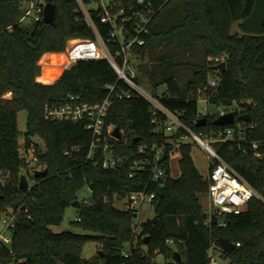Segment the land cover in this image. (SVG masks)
<instances>
[{"label": "trees", "instance_id": "16d2710c", "mask_svg": "<svg viewBox=\"0 0 264 264\" xmlns=\"http://www.w3.org/2000/svg\"><path fill=\"white\" fill-rule=\"evenodd\" d=\"M118 1L115 10L123 8L126 17L154 10L149 31L143 34L145 44L136 52L140 56L136 80H148L187 126L213 139L221 157L260 197L252 198L238 214L206 211L201 198L208 195L209 182L196 167L192 143L176 146L183 131L166 133L162 116L152 122L150 103L139 95L114 97L107 116L106 123L123 132L122 139L111 138L116 143L114 155L123 161L116 168L104 167L100 151L95 164L88 158L93 134L86 122L50 120L46 107L65 102L70 94L99 101L109 94V85L124 89L128 85L103 58L77 60L55 81H40L38 67L44 53L64 51L69 38H91L94 31L77 11L75 0H46L57 6L56 20L32 18L31 26L22 20V0H0V220L4 212L21 208L11 245L0 246V264H157L161 257L164 264H209L208 250L219 245L220 236L240 243L224 253L231 258L229 264H264V30L233 31L234 24L251 13L255 0ZM99 13L92 9L100 32L109 40L112 25L103 23ZM134 22V18L127 21L125 28L132 30ZM240 27L243 30L241 23ZM109 44L113 50L118 47ZM221 54L227 56L222 72L213 60ZM211 75L220 79L216 88L209 85ZM9 90L13 95L4 98ZM201 92L210 96L208 103L235 104L237 115L240 109L251 119L214 123L220 113L199 114ZM21 111L26 114L25 130L19 127ZM203 117L206 124L198 125ZM229 128L232 137H227ZM22 137L48 169L46 176L34 174L28 187L20 186L26 172L20 156ZM153 144L163 148L160 164L165 174L157 182L151 179ZM140 145L147 147L140 151ZM174 151L181 153L178 177L171 174ZM135 161L144 167L137 168ZM86 186L92 196L81 201L77 208L81 220L73 223L91 233L55 231L52 226L64 221L66 210ZM144 188L157 194L156 214L135 230V213L114 202ZM90 240L103 244L102 256H83ZM176 249L181 261L174 256Z\"/></svg>", "mask_w": 264, "mask_h": 264}, {"label": "built area", "instance_id": "2783aa9c", "mask_svg": "<svg viewBox=\"0 0 264 264\" xmlns=\"http://www.w3.org/2000/svg\"><path fill=\"white\" fill-rule=\"evenodd\" d=\"M144 1L139 0L140 3ZM75 2L77 11L82 13L84 19L93 29L95 36L91 38H76L65 51L63 58L64 65L69 66L80 59H107L115 69L119 78L128 85V88L124 89L115 84L109 85V94L104 99L95 102L84 100L77 94H70L68 99L61 104L47 105L45 112L46 118L53 121H85V127L93 134L88 158L94 161L95 164L99 163V159H96V154L101 151L104 155L102 165L104 167L116 168L123 161V158L116 157L113 152L116 143L112 142L111 138H118L113 135L115 126L106 123L109 109L114 97L142 96L150 103L152 122H159V118L162 116L165 125L164 131L166 133L173 135L179 131H183L180 139L175 143L176 146L181 142L195 143L207 153L209 173L205 177L209 182L208 196L212 207L215 209L212 213L238 214L243 211L252 198L260 197L258 190L221 157L213 147V139L206 136L203 132H197L187 126L177 112L163 103L161 100L162 91H148L136 80L137 69L135 55L138 47L145 44L143 34L149 31V24L152 21L154 10L148 8L126 17L123 15V8L119 9L118 13L115 10L119 4L118 0H91L90 2L75 0ZM45 4L46 0H22V5L25 8V14L22 20L27 17H31L34 20L41 19L44 15ZM92 9L99 10L100 19L103 23H111L112 29L109 40H106L100 32L92 15ZM133 18L135 22L132 30L126 29V22ZM120 19L122 21L121 25L118 23ZM109 42L118 43L117 49L113 50ZM213 60L217 65L223 61L227 62V56L226 54H221L214 57ZM219 80L218 76L211 75L209 85L216 88L219 85ZM12 95V90H9L3 97L10 98ZM209 98V95L203 94L202 100L208 103ZM206 111V107L202 110L199 109V114H203ZM238 111L241 114V110L238 109ZM226 112L229 111L222 110L220 115ZM232 136L233 130L229 128L227 130V137ZM189 138L193 142L188 140ZM20 145V156L26 164L25 173L27 177L31 171L35 174L36 170L44 169L39 156L36 154L35 147L33 145L26 146L24 140L22 143L20 142ZM254 145L256 146L257 144L255 143ZM146 147L147 145H140L139 150L144 151ZM151 149L152 151H156L155 161L152 165L151 179L157 182L165 174V170L160 164L163 148L153 144ZM135 166L142 168L144 164L135 161ZM130 174L133 175L134 172L132 171ZM30 184L31 182L29 181ZM156 197L157 194L155 191H148L144 188L131 191L122 199L125 202L121 208L131 210L135 213L133 221L135 230L139 229L143 223L140 221L142 206L147 202H154ZM20 210L21 208L16 210L10 209L3 213L0 220V246L11 245L13 241V229L18 221ZM75 220L80 221L81 217L77 215ZM172 241V239L168 240L169 243H172ZM239 244L238 242L236 245ZM224 253L225 251L219 245L213 244L208 250L209 264H218L217 254L221 256ZM125 254L127 255V252Z\"/></svg>", "mask_w": 264, "mask_h": 264}, {"label": "rangeland", "instance_id": "374dc122", "mask_svg": "<svg viewBox=\"0 0 264 264\" xmlns=\"http://www.w3.org/2000/svg\"><path fill=\"white\" fill-rule=\"evenodd\" d=\"M108 1V0H106ZM117 13L119 12V9L116 10ZM240 21H237L234 26H233V31H245L244 29L242 30L240 27ZM25 25L31 26L33 24V19L31 17H27L24 20ZM77 38V37H76ZM76 38H69L67 40V45L64 51H57L51 53L52 57H45L46 54H50V52H46L43 54V56L40 59V65L38 67V79L40 81L50 83L55 81L61 74V71L66 67L63 63V58L65 55V51L67 47L76 39ZM135 60L136 63L140 62V56L136 53L135 55ZM141 86L144 87L148 91L154 90L151 83L148 80H144L140 82ZM164 87H159L158 90H162ZM199 109L202 110L204 107L207 108V111L204 112L203 114H206L208 112L210 113H221L222 110H227L231 111L234 110L236 105H230V106H218L215 104L211 103H206L203 98V93L199 94ZM19 127L21 130H25L26 128V114L24 111H21L19 113ZM122 132V130H121ZM123 134V132H122ZM23 137L20 139V142H23ZM191 142V138H189ZM191 154L194 159V162L196 164V167L200 171V173L203 176H207L209 173V160L207 158V153L202 150L199 146H197L195 143H192L191 145ZM181 158V153L179 151H174L171 155V174L174 177H178L180 175V165H179V160ZM28 179L31 182V184L35 181V175L31 171L30 174H28ZM92 196V189L90 186L84 187L79 193L78 197L80 201L83 200H89ZM125 201L122 199H115V206L121 208L123 206V203ZM201 204L204 207L206 211L209 213H212L215 211V209L211 205V201L209 199V196H204L201 198ZM77 208L75 206H70L65 213V218L64 221L60 225H54L52 228L55 231H62V230H74L77 232H82V233H91L89 231H84L82 230L79 226L73 223V221L77 217ZM156 214V204L154 202H147L142 206L141 209V215H140V221L145 222L151 218H153ZM99 250H103V244L100 241L97 240H90L86 242L83 250V256L85 257H92L96 254L99 253ZM177 250V249H176ZM218 258V264H229L231 262V258L228 255H219L217 254ZM165 259L163 257L160 258L158 264H164ZM14 264V262L10 263Z\"/></svg>", "mask_w": 264, "mask_h": 264}, {"label": "water", "instance_id": "95a60500", "mask_svg": "<svg viewBox=\"0 0 264 264\" xmlns=\"http://www.w3.org/2000/svg\"><path fill=\"white\" fill-rule=\"evenodd\" d=\"M57 17V6L53 2H46L44 7V15L43 21L46 23H50L56 20ZM241 25L246 32L251 33H262L264 30V0H255L254 7L251 13L241 21ZM219 71H224L227 68V62L223 61L215 66ZM251 119L249 113H242L237 115L235 111H229L224 114L219 115L215 120L214 123L219 125H227V124H234L237 120H244L248 121ZM207 118L203 117L198 120V125L206 124ZM113 135L116 136L118 139L122 137V132L119 126H115L113 130ZM264 160V155L262 156ZM48 174V169H38L35 171L36 176H46ZM21 187H28L29 186V179L26 173L21 174ZM73 206L76 208L81 206V201L76 199L73 201ZM219 246L227 253L232 251L236 247V243L230 240L228 237L220 236L218 239ZM100 255H103V250H99ZM174 256L181 261L182 254L179 250L174 251ZM236 264V263H234Z\"/></svg>", "mask_w": 264, "mask_h": 264}, {"label": "crops", "instance_id": "0c3cea01", "mask_svg": "<svg viewBox=\"0 0 264 264\" xmlns=\"http://www.w3.org/2000/svg\"><path fill=\"white\" fill-rule=\"evenodd\" d=\"M50 53H53V52H50ZM46 56L48 57V56H49V54H46V55H45V57H46ZM47 57H46V58H47ZM49 57H52V56L50 55Z\"/></svg>", "mask_w": 264, "mask_h": 264}]
</instances>
